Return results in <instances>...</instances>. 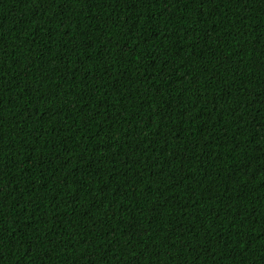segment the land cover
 Wrapping results in <instances>:
<instances>
[{"label":"trees","instance_id":"obj_1","mask_svg":"<svg viewBox=\"0 0 264 264\" xmlns=\"http://www.w3.org/2000/svg\"><path fill=\"white\" fill-rule=\"evenodd\" d=\"M0 264H264V0H0Z\"/></svg>","mask_w":264,"mask_h":264}]
</instances>
